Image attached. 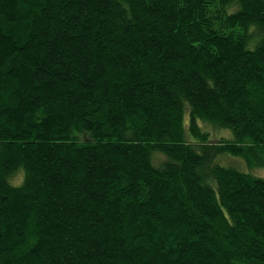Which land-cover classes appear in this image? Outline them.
<instances>
[{"label":"trees","instance_id":"1","mask_svg":"<svg viewBox=\"0 0 264 264\" xmlns=\"http://www.w3.org/2000/svg\"><path fill=\"white\" fill-rule=\"evenodd\" d=\"M255 169L264 0H0V264H264Z\"/></svg>","mask_w":264,"mask_h":264},{"label":"rangeland","instance_id":"2","mask_svg":"<svg viewBox=\"0 0 264 264\" xmlns=\"http://www.w3.org/2000/svg\"><path fill=\"white\" fill-rule=\"evenodd\" d=\"M228 132L230 133V131H228ZM231 136H232V133H231ZM242 167L246 168V166H242ZM254 172L256 174H259L261 176H264V169H255Z\"/></svg>","mask_w":264,"mask_h":264}]
</instances>
